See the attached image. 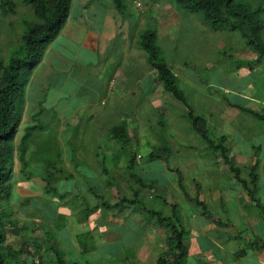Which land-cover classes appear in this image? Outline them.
<instances>
[{
    "label": "rangeland",
    "instance_id": "1",
    "mask_svg": "<svg viewBox=\"0 0 264 264\" xmlns=\"http://www.w3.org/2000/svg\"><path fill=\"white\" fill-rule=\"evenodd\" d=\"M13 1L17 13L8 17L5 28L0 30L1 59H7L8 55L17 51L22 35V20L32 19L34 16L33 11L22 0ZM136 1L124 0L126 14L121 18L112 0H100V5L108 11L109 16L112 14L113 20L118 16L121 23L116 27L117 22L111 21L107 26L111 29L116 27L117 36L107 32V38L99 36L95 40L89 37L87 46L93 49L98 47L96 52L83 46L80 40H83L84 34L81 33H77L73 40L64 42L59 38L51 44L52 51L59 53L61 50L63 59L59 61L58 56L52 59L50 54L45 55L33 74L35 82L21 108L23 121L19 131L21 133L27 126L36 128L32 132L27 154V170L18 174L24 166L17 160L14 174L7 177L12 187L16 180L24 176L53 173L58 191L41 198L43 202L55 198V202L71 203L79 211L80 204L86 208L87 205L101 203L89 191L90 187L99 186L105 200L115 205L120 197L133 198L134 190L140 186L127 172L128 152L136 153L134 173L138 176L159 183L163 182L162 177H167L165 168L168 167L165 162L147 159L150 151L161 145L162 136L171 141L174 149L170 167L182 168L189 161V167L192 162H195L194 166L198 165L192 173L190 168L188 173L182 169L187 176L184 186L188 192L195 190V185L192 184V179L195 178L200 181L210 179L212 175L216 178H233L225 162L220 158V165L216 164V159L207 151L206 144L191 130L184 118L187 109L166 93L161 82L156 80L157 73L148 64L147 54L138 47L140 34L146 29L157 31L160 57L178 76L180 88L189 99L195 114L206 118L213 137L227 135L230 144L237 143L238 149L245 152L251 150L253 145H264V133H261L264 132V122L229 106L230 103L240 106L244 104L264 115V59L255 62L257 55L253 47L248 45L239 32H215L200 13H188L175 4L174 0H159L157 3L151 0ZM235 4L264 9V0H236ZM261 16L264 23V11ZM103 21L102 16L95 19L98 31L102 26L99 23ZM87 25L89 27L90 24ZM261 40L264 42V30ZM61 108L65 110L64 113ZM123 120L128 122L129 133L133 136V146L128 149H121L116 142L110 140L108 134L109 128ZM60 152L62 157L59 158ZM83 153L87 156L86 159L74 160L75 154ZM114 155L120 157L118 165L114 161ZM102 159L105 160V167L114 175V185L108 184L111 179L100 165ZM63 161H69L70 168L62 165ZM74 171L90 173L85 185H75L69 178ZM175 174L177 177L173 188H165V191L157 189L156 195L150 190L141 193L142 200L138 206L142 212L145 209H155L169 216L171 209L164 202L174 201V192L185 195L178 184L179 175ZM168 176L171 179L175 177L172 174ZM11 195L12 199H8L7 204L16 201L14 187ZM59 196L64 197L60 199ZM178 204L185 210L183 197ZM111 206L100 208L94 222L99 228L96 233L92 232L93 240L84 236L82 226L76 228L77 222L73 223V229L75 227L78 231L76 233L83 234L80 238L82 244L86 242V246L96 247L97 250L79 257L77 254L80 253L74 249L76 254L72 253L70 259L78 264H157L159 256L169 252L166 233L152 230L151 225H155L156 221L131 213L134 206ZM80 212L82 214L83 211ZM123 213H128V217L122 216ZM109 218L115 224L114 221L126 219L128 223L122 230L123 233L130 230L133 233L130 232L129 237L137 236L133 240L129 238L122 246H113L110 256L109 247L101 245L97 248L96 244L97 239L102 238V228L112 229L114 237L115 224L111 228ZM36 219L42 221L41 217ZM65 224H68L66 217H62V223L58 218L53 229L51 228L53 231L48 230L53 232L54 241L65 240V245L73 246L71 241L74 238L67 234L72 229L66 227L59 231ZM43 231L36 232L37 239L44 236ZM140 237L144 241L142 249L138 247L141 245ZM74 241L75 244L77 240ZM33 246H37L36 241ZM41 246L40 244L38 247ZM140 250L143 253L139 258ZM27 256L25 254L24 257L27 259ZM34 259L36 262L29 258L28 264H39L37 256L34 255ZM78 259L83 262H77Z\"/></svg>",
    "mask_w": 264,
    "mask_h": 264
},
{
    "label": "trees",
    "instance_id": "2",
    "mask_svg": "<svg viewBox=\"0 0 264 264\" xmlns=\"http://www.w3.org/2000/svg\"><path fill=\"white\" fill-rule=\"evenodd\" d=\"M74 0H22V3L33 11L32 19L22 20V35H20L19 47L15 53L8 55L7 59L0 58V264H25L21 257L24 253L23 249L15 250L6 243V227L17 226L16 221L11 213L9 204L6 203L11 198L12 185L9 183L8 175L14 174V165L19 160L24 168L21 172L27 169V154L29 151L30 141L33 130L36 126H27L20 133L19 129L23 121V113L21 108L27 100V86L35 72L42 63L47 50L51 44L62 33L71 14L72 4ZM92 2L94 0H91ZM117 12L124 17L126 14V5L124 0H112ZM159 0H151L157 3ZM236 0H174L181 9L188 13H200L203 20L210 25V28L215 31L228 30L230 32H239L243 38L247 40L248 45L253 47L257 55L255 62H260L264 59V42L261 40V34L264 30L262 20L263 8H253L247 4H235ZM17 7L13 0H0V30L5 28L7 18L11 15H16ZM16 45V46H18ZM139 49H142L147 54V62L151 69L157 73L156 80L160 81L166 93L172 98L181 103L186 109L184 118L190 124L191 130L196 133L207 146V151L210 152L213 158L216 159V164L221 158L225 162L229 172L241 184L243 190L247 192L251 200L259 209L264 220V203L259 196V178H260V161L257 160L253 166L239 167L230 157V150L227 145V137H213L212 132L208 128V122L204 118L195 114L194 108L190 105L189 99L185 96L184 91L180 88L179 78L174 73L173 69L160 57L161 50L157 45V31L146 29L140 34L138 42ZM4 61V62H3ZM5 65V66H4ZM242 112L249 113L262 122L264 115L251 109L243 108L235 105ZM108 134L110 140L116 142L121 149H128L133 146V136L129 133V124L127 121H122L109 128ZM18 141H16L17 136ZM218 138V140H216ZM160 146L154 147L147 156L148 161L165 162L168 170L179 175V186L184 191L185 195L191 202L201 209L204 216L209 217V220L216 223L218 226H227V223L218 220L211 215L207 204L200 199V196H191L183 184V174L180 170L170 167V162L173 158L174 149L171 141L162 136ZM74 151V149H73ZM76 153V152H75ZM119 153V152H117ZM116 154V153H115ZM62 157V152L59 154ZM115 157L116 165L119 164V155ZM129 162L127 172L135 182L139 183L138 189L134 190L133 198L127 196L120 197L118 202L110 204L105 200L102 190L99 186L90 187L89 191L94 195L95 199L101 201L100 204L91 206L87 205L82 215V220H87L94 213L100 210L101 207L112 205L111 208L122 204L126 206H134L131 213L134 215H144L150 220L156 221L155 225H151L155 232L164 231L167 236V244L169 252L161 254L157 260V264H186L187 248L184 240L186 229L182 224L181 211L179 205L171 203L172 215L166 216L163 212L160 213L155 209L148 211L145 209L142 212L138 206L140 195L145 190H150L156 195V181L146 180L143 177L134 173V166L137 164L136 153L128 152ZM105 161V160H104ZM103 159L100 162L104 173L111 179L109 185H114V175L105 167ZM71 173L69 178H73ZM68 178V177H67ZM45 183V193H56L58 190L55 187L56 176L53 173H46L42 176ZM200 187V184L197 183ZM64 196H59L62 199ZM3 199H5L3 201ZM7 204V205H6ZM3 205V206H2ZM2 206V207H1ZM128 213L121 214L128 217ZM150 217H149V215ZM117 216H115L116 218ZM44 219V218H43ZM81 219V218H80ZM46 220V219H45ZM47 222V221H46ZM51 234L47 232L46 243L48 248L43 246L38 247L41 241L36 240L35 255L39 259V264H78L69 262L63 256L61 250L58 249V242L54 241ZM84 236L90 237L93 240L92 233H86ZM79 237L82 254H90L96 247L90 248L82 244ZM42 245V244H41ZM249 247L256 250L264 249V244L258 245V241L254 240L249 244ZM38 248V249H37ZM44 249V251H42ZM48 253L45 255V252ZM246 250L243 249L239 254L245 255ZM134 261V260H133ZM49 262V263H48ZM127 263V262H126ZM135 263V262H134ZM137 264V263H136Z\"/></svg>",
    "mask_w": 264,
    "mask_h": 264
},
{
    "label": "crops",
    "instance_id": "3",
    "mask_svg": "<svg viewBox=\"0 0 264 264\" xmlns=\"http://www.w3.org/2000/svg\"><path fill=\"white\" fill-rule=\"evenodd\" d=\"M99 2L100 1L98 0H94L93 2L91 0H74L67 24L55 42H57L59 38H61L64 42L73 40L76 38L77 33H81L84 34L83 40H79L82 42L83 46L89 48L87 46L89 37H93V39L99 36L107 38V35L111 34L110 32L116 35L115 29L120 23L118 16H115V19L113 20L111 18L112 14L109 16L108 11L102 8L103 6L100 5ZM100 16L103 17L104 21L99 23L102 26L98 31V26L95 22V19H98ZM111 21L117 22L114 29L107 27ZM87 24H90L89 27ZM107 32L109 33L105 35ZM106 40L107 39L104 40V44ZM89 49L94 50L93 52H96L98 47H95V49L91 47ZM49 54L52 56V59L57 56L59 57V61H62L63 59L61 50H59V53H57L56 51H52L50 47L47 50L46 55ZM34 82L35 79L33 76L27 88V97L34 86ZM231 105L233 106L239 104L230 103L229 106L236 109V107H232ZM241 107L251 109L244 104ZM61 109L62 113H64L65 110L63 108ZM251 110L259 112L254 109ZM204 119L206 120V118ZM255 132L259 133L261 131ZM224 136H226L228 139L227 145L230 150V157L237 166H253L257 160L260 161L259 196L261 201L264 203V145H253L251 150L245 152L238 149L237 143L230 144V138L227 135ZM86 158L87 156L84 155V153L81 155L75 154L74 160L81 161L82 159ZM68 162L69 161H63L62 165L70 168L71 163L69 165ZM218 162L220 161L218 160ZM189 163L190 161L185 164L187 166L184 165L182 168L176 167V169H180L183 173V179L185 177L184 185H186L187 176L184 175V170L182 169L187 170L188 173V168H190L189 170H191L192 173L198 167V165L194 166L195 162H192L191 167H189ZM218 165H220V163ZM165 171L167 177L161 178V181L163 182H156V187L164 191L170 187L173 188V184L176 182L177 177L175 172H171L166 168ZM23 173L24 172H21L20 170L18 174L21 175ZM72 174L74 177L71 179L74 181L75 185H85V181L89 180V172L80 173L74 171ZM168 174H172L173 176L175 175L174 179H171ZM42 176L43 175L41 174L33 173V176H24L15 181L16 184H14V195H16V201L15 203L12 202L9 205L12 216L16 221H18V225L6 227V243L15 250L22 248L24 253L21 259L22 261H25L26 264H28L30 262L29 258L31 261L35 260V247L33 246L34 241L39 240L41 241L44 249L48 248L46 243L47 232H50L48 229L52 230L51 228L55 226L58 218L59 222L62 223V217H66L68 224L62 225L59 228V231L66 227L71 228L72 230L67 231V234L77 241L75 244L74 239L71 241L73 246L65 245V240H59L57 245H53L58 246V249L61 250L67 261L71 263L75 262L70 259V255L75 253V249L80 253L77 255L79 257L82 256L81 246L78 241L79 237L83 235L77 234L76 232L78 231H76V228L82 226L84 234L92 232L96 233L99 226L96 227L94 222L98 218L100 210L94 213L87 220H82V215L84 214L85 209L83 204L79 205L80 209L78 211L76 210L77 207L71 206V203L65 204L61 201L58 203L55 202V198L52 199V201L46 200L43 202V200L40 199H44L47 194L45 193V183L42 180ZM192 182V184L195 185L193 188L195 190H193L191 193L189 192L191 196H196L198 194L200 199L207 204L211 215L218 220L226 222L227 226L221 227L210 221L209 217L204 216L201 212V209L191 202L189 198L186 197V195L183 196V194L174 192V201H166L164 202V205L171 209L169 215H172V208L170 206L171 203L178 204L182 197L186 203L185 210L181 209L180 205L178 204L181 211L183 227L187 230L184 240V244L188 252L186 256V264H264V249L256 250L255 248L249 247V244L254 240L258 241V245L264 244V220L259 209L251 200L247 192L243 190L241 184L234 177L216 178L214 175H212V178L206 179L204 181H200L195 178L194 180L192 179ZM197 183L200 184V187L197 186ZM71 196H73V194ZM10 199H12V195ZM80 210L83 211L82 214ZM63 211L66 213H63ZM36 217H41L42 221H37ZM75 221L77 222L75 224L77 226L73 229V223ZM114 222H116V224L113 223L111 218H109L110 227L112 228V225L115 224L114 237L112 235V229L109 230L105 227L102 228V238L97 239L96 242V244H98L97 248L101 247V245L109 247V256L112 254L110 251H112L113 246H122L121 244H124V242L128 241L129 238L133 240L135 237H137L136 235L129 237L130 232L133 233L130 230H126L125 233H123L122 230L127 226L128 223L126 222V219ZM116 230L118 234H116ZM37 231H43L44 236L40 237V239H37ZM52 233L53 232H51V234ZM140 240L141 245L138 247L142 249V242L144 241H142L141 237ZM44 249L42 251H44ZM243 249L246 250V253L245 255H240L239 253ZM141 252L142 250H140L139 253ZM142 253L139 254V258L142 257ZM25 254L28 255L27 259L24 257ZM47 254L50 253L46 251L45 255ZM29 255H31V257H29ZM77 262L83 261L78 259Z\"/></svg>",
    "mask_w": 264,
    "mask_h": 264
},
{
    "label": "clouds",
    "instance_id": "4",
    "mask_svg": "<svg viewBox=\"0 0 264 264\" xmlns=\"http://www.w3.org/2000/svg\"><path fill=\"white\" fill-rule=\"evenodd\" d=\"M98 1H100V0H98ZM138 2V0L136 1V3ZM141 3V2H140ZM141 7V6H140ZM119 16L121 17V18H123L120 14H119ZM120 23H121V21H120ZM59 37V36H58ZM57 37V38H58ZM47 53V52H46ZM256 61V60H255ZM41 65V64H40ZM33 77V76H32ZM32 79V78H31ZM31 81V80H30ZM27 88H28V86H27ZM239 106V105H238ZM200 116V115H199ZM138 158L140 159L141 158V156L139 155L138 156ZM140 161V160H139ZM139 163V162H138ZM178 170H180V169H178ZM181 171V170H180ZM178 182H179V179H178ZM157 188V187H156ZM158 189V188H157ZM171 206V205H170ZM170 216V215H169Z\"/></svg>",
    "mask_w": 264,
    "mask_h": 264
},
{
    "label": "bare ground",
    "instance_id": "5",
    "mask_svg": "<svg viewBox=\"0 0 264 264\" xmlns=\"http://www.w3.org/2000/svg\"><path fill=\"white\" fill-rule=\"evenodd\" d=\"M4 60V59H3ZM4 62V61H3ZM5 66V65H4ZM53 229V228H52ZM51 236V235H50ZM36 247V246H35ZM38 249V248H37ZM49 263V262H48Z\"/></svg>",
    "mask_w": 264,
    "mask_h": 264
}]
</instances>
